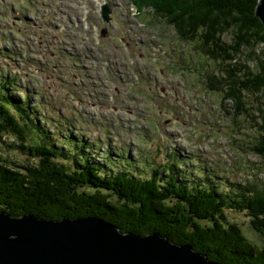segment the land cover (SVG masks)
I'll list each match as a JSON object with an SVG mask.
<instances>
[{
    "label": "trees",
    "instance_id": "1",
    "mask_svg": "<svg viewBox=\"0 0 264 264\" xmlns=\"http://www.w3.org/2000/svg\"><path fill=\"white\" fill-rule=\"evenodd\" d=\"M132 3L153 8L181 40H199V52L221 72L207 73L213 82L208 88L224 93L233 115L260 119L251 149L264 160V107L255 105L259 98L264 105V25L255 15L260 0ZM33 91L12 73L0 72L1 213L47 221L96 217L121 233L158 234L189 245L216 264H264V245L248 240L240 224L227 216L229 210L243 211L253 229L264 235V182L241 179L227 188L211 174L191 180L176 150L159 170H147L146 162L138 165L142 160L123 150L112 157L115 150L100 152L96 144L85 142L75 121L55 113L46 101H35L38 92ZM246 94L254 98L247 100ZM75 131L79 133L73 138ZM2 144L25 159L6 155ZM98 152L102 159H96Z\"/></svg>",
    "mask_w": 264,
    "mask_h": 264
},
{
    "label": "rangeland",
    "instance_id": "2",
    "mask_svg": "<svg viewBox=\"0 0 264 264\" xmlns=\"http://www.w3.org/2000/svg\"><path fill=\"white\" fill-rule=\"evenodd\" d=\"M93 1L99 2L0 0V50H7L0 51L7 62L0 59V72L17 76L23 87L38 92L35 101L75 121L85 142L100 152L113 149L114 157L123 150L142 160L138 165L159 170L176 150L191 180L211 174L227 188L241 179L264 182V160L251 149L260 119L233 115L224 93L208 88L213 82L207 73L221 72L199 52V40H181L153 8H136L133 0H102L110 10L103 21L105 3ZM77 19L83 29L68 27ZM262 100L255 105L264 107ZM5 145L6 155L25 159ZM100 152L96 159H102ZM227 216L248 240L264 245V235L243 211L229 210Z\"/></svg>",
    "mask_w": 264,
    "mask_h": 264
},
{
    "label": "water",
    "instance_id": "3",
    "mask_svg": "<svg viewBox=\"0 0 264 264\" xmlns=\"http://www.w3.org/2000/svg\"><path fill=\"white\" fill-rule=\"evenodd\" d=\"M104 4L103 21L109 20ZM255 15L264 25V0ZM0 264H216L158 234L121 233L96 217L47 221L0 212Z\"/></svg>",
    "mask_w": 264,
    "mask_h": 264
},
{
    "label": "flooded vegetation",
    "instance_id": "4",
    "mask_svg": "<svg viewBox=\"0 0 264 264\" xmlns=\"http://www.w3.org/2000/svg\"><path fill=\"white\" fill-rule=\"evenodd\" d=\"M65 7H67V6H65ZM69 10H70V8L68 7V9H67V10H64L65 12H63V13L66 14V12H68ZM100 18L102 19L101 14H100ZM102 20H103V19H102ZM67 25H68V27H76V26H78L79 29H83V28H84L83 25H81L80 23H78V19H77V24H73L72 22H70V23L67 24Z\"/></svg>",
    "mask_w": 264,
    "mask_h": 264
}]
</instances>
